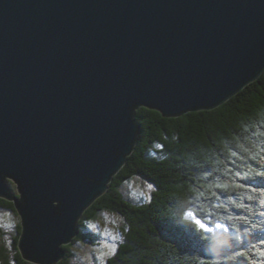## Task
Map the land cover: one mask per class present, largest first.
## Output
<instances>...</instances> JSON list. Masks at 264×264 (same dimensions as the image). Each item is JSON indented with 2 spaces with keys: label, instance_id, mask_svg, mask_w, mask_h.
Here are the masks:
<instances>
[{
  "label": "water",
  "instance_id": "water-1",
  "mask_svg": "<svg viewBox=\"0 0 264 264\" xmlns=\"http://www.w3.org/2000/svg\"><path fill=\"white\" fill-rule=\"evenodd\" d=\"M263 72L264 0H0V198L24 260L65 257L135 149L136 110H211Z\"/></svg>",
  "mask_w": 264,
  "mask_h": 264
},
{
  "label": "trees",
  "instance_id": "trees-1",
  "mask_svg": "<svg viewBox=\"0 0 264 264\" xmlns=\"http://www.w3.org/2000/svg\"><path fill=\"white\" fill-rule=\"evenodd\" d=\"M135 113L141 125L135 149L84 212L72 243L98 244L92 225L106 212L117 218L123 239L105 264H263L264 177L257 172L264 171V72L211 110L172 118L143 107ZM138 177L152 186L149 199L123 193ZM2 209L17 213L0 198ZM20 234L17 225L9 244L0 240V264H29ZM72 246L63 247L57 264L71 263Z\"/></svg>",
  "mask_w": 264,
  "mask_h": 264
},
{
  "label": "rangeland",
  "instance_id": "rangeland-1",
  "mask_svg": "<svg viewBox=\"0 0 264 264\" xmlns=\"http://www.w3.org/2000/svg\"><path fill=\"white\" fill-rule=\"evenodd\" d=\"M11 193L19 196L17 186L13 181H9ZM149 183L142 178H135L131 182L124 186L123 193L129 198L134 200L149 199L153 188H149ZM262 205V204H261ZM264 205V204H263ZM118 220L115 215L103 212L100 215L99 221L92 225L93 231L99 233L97 242L98 244L92 245L91 242H85L84 244L69 243L73 245L71 251H73V258L70 264H105L107 259L111 257L113 246L115 251L118 244L122 241V236L118 234ZM17 225L21 226V218L18 213H14L9 209L0 210V240H4L7 245L12 238L16 235ZM116 237L117 239H113ZM262 261L264 256H261ZM29 264H36L27 262ZM14 264V263H12ZM264 264V263H263Z\"/></svg>",
  "mask_w": 264,
  "mask_h": 264
},
{
  "label": "snow or ice",
  "instance_id": "snow-or-ice-1",
  "mask_svg": "<svg viewBox=\"0 0 264 264\" xmlns=\"http://www.w3.org/2000/svg\"><path fill=\"white\" fill-rule=\"evenodd\" d=\"M157 147H160V146L157 145ZM257 175L264 177V171L257 172ZM237 186H239V185H237ZM151 187L152 186L149 185V188H151ZM185 215L188 216V217H191L193 222L198 226L199 229H201L203 231H207L208 230L206 225L200 219H197L192 212L185 213ZM217 227H219V225H217ZM113 239H117V238L114 237ZM112 254L115 255V246H113Z\"/></svg>",
  "mask_w": 264,
  "mask_h": 264
},
{
  "label": "bare ground",
  "instance_id": "bare-ground-1",
  "mask_svg": "<svg viewBox=\"0 0 264 264\" xmlns=\"http://www.w3.org/2000/svg\"><path fill=\"white\" fill-rule=\"evenodd\" d=\"M113 179V178H112Z\"/></svg>",
  "mask_w": 264,
  "mask_h": 264
}]
</instances>
